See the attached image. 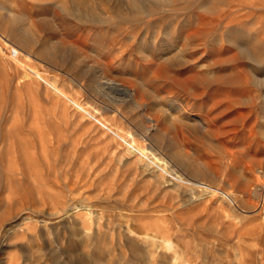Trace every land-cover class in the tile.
Wrapping results in <instances>:
<instances>
[{"label": "rangeland", "instance_id": "374dc122", "mask_svg": "<svg viewBox=\"0 0 264 264\" xmlns=\"http://www.w3.org/2000/svg\"><path fill=\"white\" fill-rule=\"evenodd\" d=\"M84 1L0 0V264H264V0Z\"/></svg>", "mask_w": 264, "mask_h": 264}, {"label": "bare ground", "instance_id": "6f19581e", "mask_svg": "<svg viewBox=\"0 0 264 264\" xmlns=\"http://www.w3.org/2000/svg\"><path fill=\"white\" fill-rule=\"evenodd\" d=\"M74 1V5L76 6V7H83L84 6V0H73ZM47 49H49V47H47ZM47 49H45V51L46 52H44L45 54H47V55H49L48 56V59H50V60H53V61H57V59H60V60H65V55L63 54V53H61L58 49H56L55 47L53 48L55 51L53 52V51H49L48 52V50ZM28 56H30L31 57V53H29L28 52V54H27ZM71 66V65H70ZM115 86L116 87H118V88H120V89H122V90H124V91H126L127 93H129V96H131V99L133 100V101H135L137 104H140L138 101H137V99L134 97V90H132L131 88H129V87H127V86H125V85H123V84H120V83H115ZM131 87V86H130ZM141 94H142V92H141ZM144 94V93H143ZM162 118H161V116H154V117H150V118H148L147 120H150L151 122H153V124H149L148 126H146V129L149 131V133L148 134H150V136H152L154 139H157L158 141H159V145L157 146L156 145V147L160 150V153H162L161 152V149L163 148V149H166L168 152H169V154L171 155V157L176 161V162H178L179 164H181V166L183 167V166H185L186 168H188V170H189V172H190V174H191V176L193 177H190V178H192V180L194 181L193 183H194V186L195 187H202L203 188V186H204V188L205 189H208V188H212L213 186H211L210 184H208L207 182H204V180H203V178L204 177H206V176H208V175H213V178H215V179H219V181H220V183H224V179H225V176H227V177H229V178H231L232 177V174L231 173H228L227 171H224V174H220V171H219V169H217L216 167L214 168L213 166H215V165H213L212 166V164L213 163H211V162H209L208 161V163L207 164H205V168L206 169H208V171L206 172V171H203L202 169H201V166L199 165V162H197V161H190V158H188L187 157V159H186V157H184L183 155H182V153H184V152H180L181 150L180 149H176V147L178 148V146H179V144H177L178 146H174V148H171L170 146H168V145H166L163 141H162V137H161V133H163L161 130H163V129H160L159 128V125H158V122H160V120H161ZM175 127V126H174ZM176 129H177V134L178 135H182V140L184 139V127H183V125H177L176 126ZM198 129H201V127L200 128H198ZM163 131H165V130H163ZM168 131V130H167ZM169 132V131H168ZM165 133V132H164ZM169 134V133H168ZM163 136H164V134H163ZM187 137V136H186ZM200 137V136H199ZM180 138V139H181ZM188 139V138H187ZM154 143V142H153ZM152 142H151V144H152V146L154 145ZM169 144V143H168ZM162 145V146H161ZM140 149H141V147H139ZM146 149V148H145ZM143 150V149H142ZM179 150V151H178ZM144 151V150H143ZM165 151V150H164ZM183 151V150H182ZM167 152V153H168ZM187 152V151H186ZM140 154V153H139ZM165 154V153H164ZM185 155H186V153H184ZM187 154H189V152H187ZM169 155V156H170ZM229 155V154H228ZM226 162V161H225ZM204 163H205V161H204ZM201 170V171H200ZM223 170V169H222ZM257 176V175H256ZM201 177H203L202 178V180L203 181H201ZM208 178V177H207ZM232 179V178H231ZM207 180H209V179H207ZM210 180H211V178H210ZM211 181H213V180H211ZM232 181V180H231ZM209 182V181H208ZM216 182V181H215ZM259 186V185H258ZM257 189H259V188H257ZM257 192V191H256Z\"/></svg>", "mask_w": 264, "mask_h": 264}]
</instances>
